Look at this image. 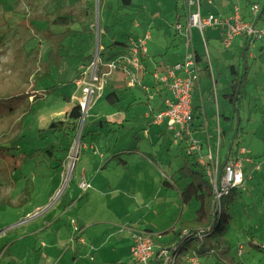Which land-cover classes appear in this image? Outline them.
Listing matches in <instances>:
<instances>
[{"label": "rangeland", "instance_id": "rangeland-1", "mask_svg": "<svg viewBox=\"0 0 264 264\" xmlns=\"http://www.w3.org/2000/svg\"><path fill=\"white\" fill-rule=\"evenodd\" d=\"M215 1L230 8L238 4L251 18L255 15L249 6L258 4L256 17L264 31V0ZM182 6V0H132L130 5L120 0H0V264H130L127 251L133 229L154 222L153 229L163 232L169 229L167 220L194 218L195 199L183 206L175 189L160 188L162 177H171L184 162L174 132L167 124H153L157 98L152 100L142 87L128 88L120 72L110 77L115 89L122 88L120 108L110 106L104 97L91 105L68 157L58 153L50 160L36 151L51 144L66 147L62 133L50 126L65 120L72 105L84 99L83 87L75 83L79 65L87 56L94 60L101 46L114 37L126 41L120 34L142 36L145 30L151 31L148 54L142 58L147 68L142 85L160 86L148 73L184 59V40L175 29ZM205 36L218 88L217 102L212 89L206 90L212 81L201 82L210 128L218 107L232 116L221 122L228 136L233 135L231 126L239 129L238 141L247 156L256 160L243 164L246 189L236 191L233 221L224 238V246L230 248L225 261L264 264V38L254 41L255 47L249 50L254 58L245 63L241 40L226 50L217 30L208 29ZM193 37L204 54L198 30L193 29ZM246 64V94L234 109L224 96L231 84L229 68L234 65L242 73ZM108 91L109 87L105 94ZM99 121L109 124L100 127ZM122 122L123 126L117 125ZM221 149L222 158L223 145ZM137 152L142 154L138 157ZM152 155L154 160L149 162L154 164L156 159L157 186L144 177V173L151 175L145 158ZM257 165L260 170L248 179ZM83 178L94 180L97 192L92 195L77 188ZM116 193L124 196L123 203L109 204V196ZM167 198L178 207L174 216L164 201ZM75 224L83 230V247L76 240ZM210 230L199 232L204 235ZM225 256L210 255L201 263L223 264L220 259Z\"/></svg>", "mask_w": 264, "mask_h": 264}, {"label": "built area", "instance_id": "built-area-1", "mask_svg": "<svg viewBox=\"0 0 264 264\" xmlns=\"http://www.w3.org/2000/svg\"><path fill=\"white\" fill-rule=\"evenodd\" d=\"M239 1L237 0V3ZM182 2V20L176 21L175 29L184 40V59L163 68L161 71L155 69L151 73L157 84L163 86L171 94L170 97L164 99L162 108L154 114V124L166 123L168 129L174 132V143L177 146L185 147L187 154H194L198 163L205 168L206 178L213 188V207L217 209L218 214L225 197L235 189L242 191L246 189L244 187L246 176L243 164H253L256 163V160L247 156V150L240 146L236 155L226 163L221 171L222 126L218 107L213 134L210 132L211 129L205 112L203 113L204 127H201L197 132L192 126V105L196 90L200 95L202 105L204 103L201 69L205 64L209 67L210 80L213 84L212 93L215 101L218 102L217 81L205 31L208 29L218 30L220 41L226 50L232 48L235 40L240 37L253 41L262 40L264 31L254 22L260 7L258 4H253L250 7V12L255 17L251 21H247L241 16V9L238 4L235 5L230 15L225 16L204 12V4L212 5V0H182ZM193 29L198 30L200 34L205 48L204 54L195 46ZM151 40L152 33L150 30L145 31L142 36L131 37L128 40V51L112 61H103L99 55L100 51L96 52L94 62L82 71L80 79L76 82V86L83 87L84 99L80 104L84 114L88 112L91 105L105 95L110 77L116 72H120L125 77L128 88L142 87L147 94H151V99H153L154 93L150 87L142 85V75L146 71L142 58L148 54L147 46ZM260 168V165H257L247 178L251 179L252 175L258 172ZM167 179L169 178L167 177ZM78 187L81 191H88L91 184L86 178H83L78 183ZM74 231L76 240L81 245L85 244L82 238L83 230L75 224ZM153 237L154 233L150 230H132L131 255L136 264H150L153 258L156 259V264H176L180 258V254L176 253L177 250L161 249L156 253ZM242 250L243 247L240 246L239 254L242 253ZM185 259L191 264H202L196 254H189Z\"/></svg>", "mask_w": 264, "mask_h": 264}, {"label": "trees", "instance_id": "trees-1", "mask_svg": "<svg viewBox=\"0 0 264 264\" xmlns=\"http://www.w3.org/2000/svg\"><path fill=\"white\" fill-rule=\"evenodd\" d=\"M120 1L124 5L132 4V0ZM258 18L254 20L255 24H257ZM175 20L181 21L182 14H177ZM120 35L124 37L123 39L126 38V41L119 40L117 37H114L111 42L108 43L107 46H105L104 48L101 46L102 49L100 50L99 55L103 61L115 60L121 54L126 53L129 49L128 40L131 37H138L136 34L132 35L122 33ZM246 40V47L244 48V51L242 53L245 63H247L246 60L248 59V54L250 50L249 45L251 42H253L252 39ZM94 60L93 56H87L85 58V61L79 65L80 67L76 72V82L80 79L82 71L85 68L89 67L91 63L94 62ZM229 69L231 75V84L229 86V89L227 88L228 91H226L224 96L233 105L234 109H237L238 103H240L242 97L246 94L245 86L248 84L249 81V78L247 76L248 66L246 64V67L244 71H242V73L234 65L230 66ZM201 71L202 78L210 79L211 74L209 71V67L206 64L203 65ZM108 87L109 91L103 97L110 106L119 109L121 106V102L123 101V98L121 96L122 92H118V90L115 89L116 85H113V83H108L106 88ZM119 89L121 90L122 88L120 87ZM47 91L49 93L51 89L47 88ZM211 95L214 97L213 94ZM64 99L69 101L71 100V98L67 96H64ZM192 112V126L198 132L201 127H204L203 113L205 112V105L204 103L202 105L200 95L198 94L197 90L193 96ZM221 115L225 121L232 119V116H228L225 113L220 112V116ZM84 116H86V114H84L81 108V104L74 103L72 105V108L66 113L65 120H59L58 122L54 121L50 126L54 130V132L60 131L62 133V139H64L66 147L61 148L60 145L57 147L55 144H51L45 148H38L36 149V151L40 152L43 157L45 156L50 160L53 158H57L56 156L58 153H64L66 157H68L70 149L72 148L74 140L77 137V133L81 127L80 125H82L84 122ZM96 124L100 127H104L105 125H108L109 122L99 121ZM86 127L87 126L84 125L82 133L86 130ZM214 128H210V132L212 134ZM230 129V131H232L233 133L231 137L228 136V131L226 130V128L224 129L222 126V145L223 148H226V152H223L222 155L221 171L223 170L226 163L236 155L238 148L241 146V142L238 141L239 129H234L233 126H231ZM178 148H180L183 153L182 156L184 162L182 167L177 171V174L179 175L178 179H174V177L172 176L168 177L165 175L163 185L177 187L180 191L183 203L187 204L192 199H196L200 202L201 206L197 211L195 219L181 222L179 227L175 230V245H173L172 249L177 250L176 253H179L180 258L183 257V259L189 254H196L200 258V260L202 258H207L210 255L219 258L221 254H225L227 256H225L224 259L223 257H221L220 260H222L223 264H228L226 261L228 260V253L230 252V248L224 246V238L227 235L229 226L233 221L231 211L235 206V202L239 193H237V190L235 189L230 193V195L225 197L222 200L221 211L217 214V209L213 207V188L206 178L205 168L198 163L197 157L194 154L190 155L186 153L185 147L178 146ZM2 151L3 148L0 147V153ZM32 154L33 153L26 154L25 158H30ZM65 159L60 161L61 165L64 164ZM167 177L169 179H167ZM202 228H210L211 230L204 233V235H201L199 230ZM185 231L187 232L184 233Z\"/></svg>", "mask_w": 264, "mask_h": 264}, {"label": "crops", "instance_id": "crops-1", "mask_svg": "<svg viewBox=\"0 0 264 264\" xmlns=\"http://www.w3.org/2000/svg\"><path fill=\"white\" fill-rule=\"evenodd\" d=\"M213 1V4L212 5H208V4H204V12L205 13H209V12H211V13H214V14H218V15H230L232 12H233V7L232 8H230L229 6H227L226 5V3H222L221 5H219V4H217V2L215 1V0H212ZM237 1V0H236ZM160 2H158L157 4H156V6L159 4ZM162 4V3H161ZM176 6H177V4H176ZM251 6V5H250ZM249 6V7H250ZM162 8H163V4H162V6H161ZM235 7V6H234ZM248 7V6H247ZM244 12H246L247 14V16L246 15H244L245 13ZM241 16L243 17V19H245V20H247V21H251L253 18H251V15L249 14V12L248 11H241ZM257 26L259 27V23H258V21H257ZM218 31V30H217ZM219 32V31H218ZM219 37H220V35H219ZM238 40H241L242 41V45H244V47H246V38H243V37H240V38H237L236 40H235V42H234V44L238 41ZM254 43V41L253 42H251L250 43V45H249V47H250V49L251 48H254L255 47V45L253 44ZM234 44H233V46H234ZM252 58H254V55H253V53H249L248 54V59H252ZM146 63L144 62V65H145ZM146 66V65H145ZM147 69V68H146ZM150 76V79L151 80H153V81H155L154 79H153V77L151 76V73H148ZM144 79H145V76H144ZM202 80H206L205 78H202ZM201 80V81H202ZM109 83H111L110 81H109ZM113 85H115V84H113ZM152 85V84H151ZM161 86V85H160ZM158 86V87H154V89H152V88H150L152 91H153V93H154V97H153V99L152 100H155V98H157V102H156V106H155V108H153L152 110H153V112H155V114L162 108V106H163V102H164V99L165 98H167V97H170L171 96V94H170V92L168 91V90H166L163 86ZM209 87L210 86H208L206 89H209ZM120 88V87H119ZM118 92H121L120 91V89H118ZM203 92H204V90H203ZM208 98L210 99V100H212V97H210L209 95H208ZM149 102H150V100H149ZM204 105H205V97H204ZM205 112H206V117L208 118L209 116H208V113H207V111H206V109H205ZM215 113L216 112H214V114L213 115H215ZM229 116V115H228ZM215 118V117H214ZM222 120H224V118L222 117V115H221V122H222ZM225 121V120H224ZM116 124V123H115ZM153 124H154V121H153ZM166 123H163V124H161V125H158V124H154L155 126H158V127H162L163 125H165ZM117 125H120V126H123V122H122V124H117ZM214 125H215V123H214ZM221 126H222V123H221ZM168 127V126H167ZM224 128V127H223ZM225 129V128H224ZM169 130V129H168ZM180 149V148H179ZM223 152L225 153L226 152V148H223ZM137 154V156L139 157L140 156V154H142L141 152H137L136 153ZM182 151H181V149H180V153H179V155H181L182 156ZM141 157H142V155H141ZM104 158V157H103ZM146 159V161H148V166H144L145 167V169L147 168V170L151 173V175L149 176H147V175H145V173H144V177H145V179H146V181L147 180H151L152 181V183L155 185V186H157L158 184H159V173L157 172V170L155 169V163H156V159H155V162H154V164H151L150 162H149V160H154V156L152 155L151 157H148V158H145ZM182 159H183V156H182ZM157 164V163H156ZM124 166H127L128 165V162H124V164H123ZM182 167V166H181ZM180 169V168H179ZM179 169H177L176 171H174V173H173V175H171L172 177H174V179H178V174H177V171L179 170ZM146 170V171H147ZM147 171V172H148ZM149 173V174H150ZM164 173V172H163ZM256 173V172H255ZM85 175H86V177L88 176V170H85ZM167 176V175H166ZM169 177V176H168ZM92 180V179H91ZM89 182H90V184H91V188L87 191V192H91L92 193V195L95 193V192H97V190H98V188H97V186L95 185V182H94V180H92V182L90 181V179L88 180ZM163 181H164V178L162 177V180H161V182H160V188H161V191H167L169 188H173V189H175L176 190V192H177V194H178V197H179V200H180V203L183 205V206H185V205H188L189 203H187V204H185V203H183V201H182V198H181V195H180V191H179V189L177 188V187H173V186H167V185H163ZM76 186H77V188H79L78 187V184H76ZM91 190V191H90ZM100 192V191H99ZM167 194H168V192H167ZM121 197H124V196H122L120 193H116V194H111L110 196H109V198H108V203L109 204H114V203H116V204H119V203H123V200H121L120 198ZM65 198V197H64ZM68 198H70V197H67V200L66 201H68ZM126 200H127V204L130 202V199L129 198H126ZM196 200V199H195ZM165 202H167V204H169V210H170V212H171V216H174V215H176L177 214V212H178V207H177V205H176V203H174V202H172V201H170L168 198H167V200H164ZM197 201V203H198V207H197V209H196V211H195V216H194V218H192V219H187V220H185V221H190V220H193V219H195V217H196V214H197V211L199 210V208H200V202L198 201V200H196ZM63 205H65L66 203L65 202H63L62 203ZM67 211V209L65 210V212ZM70 211L68 210L67 212H66V214H68ZM180 221V222H179ZM181 221L182 220H180V218L177 220V222H173L172 220H167L166 221V224L167 225H169V223H170V225L168 226L169 227V229H167L166 231H163V232H157L156 230H154L153 229V223L154 222H151V223H149V224H146L145 226H143L144 228H141V229H147V230H150L151 232H153L154 233V244H155V251H156V253L157 252H159V251H161V249H165V250H171L172 248H173V245H175L174 244V240H175V230L179 227V225H180V223H181ZM179 222V223H178ZM178 223V224H177ZM157 233H159V234H157ZM129 235H130V233H128ZM129 235H127V236H129ZM131 236V235H130ZM83 245H85V244H83ZM81 247H83L82 245H81ZM131 247H132V237H130V246H129V248H128V257H129V262H130V264H136V262H135V260L133 259V257H132V255H131ZM228 260H229V258H228ZM178 262H180V263H184V262H188V261H185L184 259H183V257L182 258H180V260L178 261ZM189 263V262H188ZM233 263H235V261H234V259H233ZM150 264H156V259L155 258H153V259H151V261H150Z\"/></svg>", "mask_w": 264, "mask_h": 264}, {"label": "water", "instance_id": "water-1", "mask_svg": "<svg viewBox=\"0 0 264 264\" xmlns=\"http://www.w3.org/2000/svg\"><path fill=\"white\" fill-rule=\"evenodd\" d=\"M84 119H85V116L83 117V121H84Z\"/></svg>", "mask_w": 264, "mask_h": 264}]
</instances>
